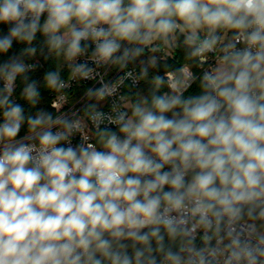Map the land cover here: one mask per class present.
<instances>
[{
    "label": "clouds",
    "instance_id": "clouds-1",
    "mask_svg": "<svg viewBox=\"0 0 264 264\" xmlns=\"http://www.w3.org/2000/svg\"><path fill=\"white\" fill-rule=\"evenodd\" d=\"M0 57V264H264V0H0Z\"/></svg>",
    "mask_w": 264,
    "mask_h": 264
},
{
    "label": "trees",
    "instance_id": "trees-1",
    "mask_svg": "<svg viewBox=\"0 0 264 264\" xmlns=\"http://www.w3.org/2000/svg\"><path fill=\"white\" fill-rule=\"evenodd\" d=\"M5 31H6V29H5ZM18 51V49H17V47H16V45H15V42H14V46H13V49H12V53H15V52H17ZM11 54V53H10ZM0 59H3L2 57H0ZM48 67V65L47 64H44V68H47ZM44 69L42 68L40 71L42 72ZM40 73L38 72L37 73V75H39ZM22 134H24V130H22L21 131V134L20 135H22Z\"/></svg>",
    "mask_w": 264,
    "mask_h": 264
},
{
    "label": "built area",
    "instance_id": "built-area-1",
    "mask_svg": "<svg viewBox=\"0 0 264 264\" xmlns=\"http://www.w3.org/2000/svg\"><path fill=\"white\" fill-rule=\"evenodd\" d=\"M24 134L21 135V137L23 136Z\"/></svg>",
    "mask_w": 264,
    "mask_h": 264
}]
</instances>
